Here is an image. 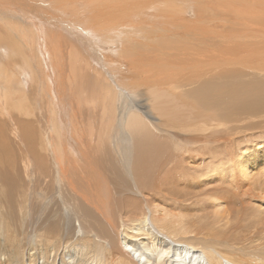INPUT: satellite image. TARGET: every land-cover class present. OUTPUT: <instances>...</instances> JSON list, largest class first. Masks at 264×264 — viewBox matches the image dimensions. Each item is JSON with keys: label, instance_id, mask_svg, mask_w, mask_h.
Listing matches in <instances>:
<instances>
[{"label": "bare ground", "instance_id": "bare-ground-1", "mask_svg": "<svg viewBox=\"0 0 264 264\" xmlns=\"http://www.w3.org/2000/svg\"><path fill=\"white\" fill-rule=\"evenodd\" d=\"M252 130L264 0H0V264H264Z\"/></svg>", "mask_w": 264, "mask_h": 264}, {"label": "rangeland", "instance_id": "rangeland-1", "mask_svg": "<svg viewBox=\"0 0 264 264\" xmlns=\"http://www.w3.org/2000/svg\"><path fill=\"white\" fill-rule=\"evenodd\" d=\"M159 40H161V39L158 38V41ZM158 41H156V46H158ZM161 48H163V47H159L158 49H161ZM122 58H124V57L122 56ZM13 59L16 61V64H17L16 66L18 68V71L20 72L21 77L25 80L24 83H25V86H26V91H27V93H30L32 91V86H33L34 82H33L32 76H30V74L28 73V71L25 68V63L23 62V61H25V58L23 57V55H21V57L20 56H15ZM249 77H245V78H243V80L244 81H250L252 79V77H250V78ZM197 87H198V85L196 84V85H193L190 89L192 90V89H195ZM41 102H42L41 101V97L39 95H37L36 105L38 107L39 112L43 113L44 112V106L42 107L43 102H42V104H41ZM150 103L151 102L148 99L147 95L141 96L140 99L137 101V104L140 105V108H141L142 112L144 114H146V115H148V114L150 116L152 115L151 116L152 117V121L154 123H156V124H160V126H161L160 129H163L162 128L163 127L162 123L165 122V118L160 116L156 112H154ZM258 132H259V130H252L251 132H246L247 134H254V135L248 137L247 139H244V140L240 141L238 143V146L243 147L246 144H248L249 146L253 145V144L254 145L264 144V132H261V133H258ZM248 145H246L245 148L248 147ZM206 166H208V165H206ZM191 174L195 175V172L191 173ZM1 225L3 227V224H1ZM26 236H28V234H26ZM10 244H11V242H8V243L5 242V246L8 247L7 248L8 254L11 255L12 258H16L15 257L16 254H14V253L17 252V248L18 247H16V245H18V243L15 242L14 244H11V245Z\"/></svg>", "mask_w": 264, "mask_h": 264}]
</instances>
